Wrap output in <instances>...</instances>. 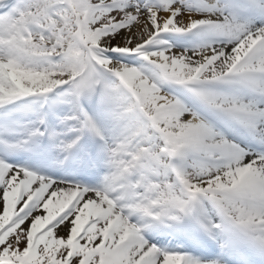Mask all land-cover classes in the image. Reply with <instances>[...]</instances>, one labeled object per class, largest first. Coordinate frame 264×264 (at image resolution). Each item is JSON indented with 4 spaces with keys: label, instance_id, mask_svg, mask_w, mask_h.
I'll return each mask as SVG.
<instances>
[{
    "label": "snow or ice",
    "instance_id": "snow-or-ice-1",
    "mask_svg": "<svg viewBox=\"0 0 264 264\" xmlns=\"http://www.w3.org/2000/svg\"><path fill=\"white\" fill-rule=\"evenodd\" d=\"M0 264H264V0H0Z\"/></svg>",
    "mask_w": 264,
    "mask_h": 264
}]
</instances>
